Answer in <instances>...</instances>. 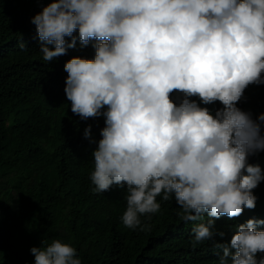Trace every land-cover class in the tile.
Segmentation results:
<instances>
[{
  "label": "clouds",
  "instance_id": "9594fccd",
  "mask_svg": "<svg viewBox=\"0 0 264 264\" xmlns=\"http://www.w3.org/2000/svg\"><path fill=\"white\" fill-rule=\"evenodd\" d=\"M31 23L46 62L75 48L77 31L81 46L97 42L94 59L66 62L64 91L81 120L105 117L90 180L96 193L125 190L123 224L150 231L140 217L174 198L185 222L207 214L192 246L211 241L223 253L214 264H264V220L238 225L230 243L214 239L225 236L215 220L254 209L264 180L248 163L264 151V114L237 107L264 84V0H54ZM192 97L222 107L213 114ZM30 252L34 264H82L59 239Z\"/></svg>",
  "mask_w": 264,
  "mask_h": 264
},
{
  "label": "trees",
  "instance_id": "16d2710c",
  "mask_svg": "<svg viewBox=\"0 0 264 264\" xmlns=\"http://www.w3.org/2000/svg\"><path fill=\"white\" fill-rule=\"evenodd\" d=\"M52 2L0 0V264H34L30 249L57 239L75 247L82 264H214L223 253L211 241L192 246V228L207 222L206 213L200 221L185 222L174 198L157 197L160 211L140 217L141 226L151 230L129 229L122 222L125 190L113 185L102 194L93 191L92 153L102 139L105 117L84 121L73 114L64 66L74 57L94 59L97 42L81 46L77 31L75 48L44 61L31 20ZM65 39L71 43V37ZM191 99L213 114L222 107ZM237 107L253 119L264 114V84L250 85ZM248 163L264 175V151ZM253 195L254 209L215 220V230L225 233L214 237L217 243H230L237 226L249 219L264 220V180Z\"/></svg>",
  "mask_w": 264,
  "mask_h": 264
}]
</instances>
